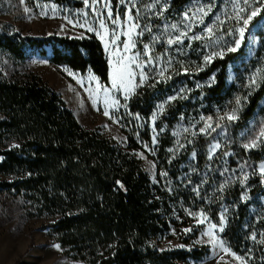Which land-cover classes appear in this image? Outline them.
Returning <instances> with one entry per match:
<instances>
[{
    "label": "trees",
    "instance_id": "obj_1",
    "mask_svg": "<svg viewBox=\"0 0 264 264\" xmlns=\"http://www.w3.org/2000/svg\"><path fill=\"white\" fill-rule=\"evenodd\" d=\"M40 1L84 8L80 0ZM189 1L173 0L172 5L177 9ZM263 17L264 13L254 21ZM246 44L247 40L239 51L196 74L198 79H205L216 72L217 77V85L198 91L200 103H194L193 95H189L166 106L157 124L161 131L157 150L160 169L168 178L158 184L130 151L141 148L134 135L128 137V149L98 128L84 127L62 94L37 74L0 75V194L19 199L29 217L50 219L48 235L60 244L63 256L85 264H187L204 260L209 248L195 245L202 227L185 209L202 210L215 223L227 209L223 238L228 246L248 264H264V244L250 238L255 232L259 239L264 232V214L257 220L252 213L253 208H262L264 180L257 175L245 186L233 180L222 193L217 192L235 167H225L229 172L222 176L225 168L221 155L208 160L210 136L191 137L178 147L174 133L178 122L202 114L216 118V107L224 108L228 96L240 93L237 85L227 89V69L245 53ZM27 48L33 55L48 57L54 65L82 74L92 72L110 83L105 48L94 34L81 39L56 33L0 34V51L12 58L25 60ZM153 83L140 87L130 101L131 112L145 122L141 135L149 144L150 117L177 84L166 81L150 87ZM250 91L241 119L228 128L236 155L249 164L264 161V145L246 151L238 146L236 131L259 106L264 83L259 89H247L243 96ZM14 144L19 147H11ZM193 151L194 162L190 159ZM197 185L199 196L192 191ZM245 193L247 199L243 198ZM187 228L192 231L185 233ZM172 240L180 245H172Z\"/></svg>",
    "mask_w": 264,
    "mask_h": 264
},
{
    "label": "rangeland",
    "instance_id": "obj_2",
    "mask_svg": "<svg viewBox=\"0 0 264 264\" xmlns=\"http://www.w3.org/2000/svg\"><path fill=\"white\" fill-rule=\"evenodd\" d=\"M83 2V0H80ZM173 0H168V10L164 12L162 17H152L148 21L153 25V34H159L163 31V27L166 24L178 23L181 19L182 13L191 5L192 0L189 1L186 5L181 8H174L172 5ZM38 2L41 5H48L49 10L47 15H40L41 8H37V0H25L24 4H20L19 0H0V34L3 32L9 33H20L22 36L26 35H36V36H47L53 33H56L61 36H69L73 38H85L91 34L95 35V32H88L87 27L81 28L79 26L74 27L73 24H69L68 19H71L73 23L91 25L95 29H99V14L93 12L91 8H73L58 5L51 1H40ZM150 0H136L137 7L140 9L142 15L144 14L143 5L149 3ZM225 0H216L217 10H214L213 15L209 16L206 19V23H210L214 19L216 11H222ZM56 6L57 12L53 13L50 9L51 6ZM111 6L113 10V15L115 16L116 12L119 11L123 18V12L125 7L119 5V0H111ZM24 7L31 9L30 12H24ZM101 11H106L103 9V0L97 5ZM135 9L133 14L135 15ZM84 13H87L85 16ZM257 19V18H256ZM141 23H145L142 19ZM109 26L112 25L109 23ZM231 24L226 25L225 27H230ZM201 28H195L194 32L199 34ZM191 35V33H190ZM219 35V33H218ZM252 37H255L256 42L252 43ZM123 40L124 37L122 36ZM145 43H148L150 40L149 34H145L141 38ZM231 37L225 36V42L231 41ZM246 49L245 53L231 61L227 69V89L232 85H237L240 87V93H234L228 96L224 108L217 106L215 111V117H213L215 122L224 124V121H218L217 117L223 115L225 111H230L234 106V100L236 96L243 97L244 93L247 91L246 85L248 83L249 77L258 69L264 68V17L258 21L253 22L250 25V32L246 33ZM102 42V41H101ZM189 41L185 40L184 52L187 55L179 54L175 51L177 46H173L172 49L168 50V55L173 57V64L169 69L168 74L171 75V79L167 80L168 82L177 83L176 87L169 94L165 95L164 100L171 95H174L177 90L180 88H186L190 91L187 93V96L193 95V102L200 103L201 100L197 99L198 91L203 88H211L217 85L216 72L211 74L208 78L198 79L196 74L205 72L211 68V65L219 60L215 59L210 65L204 67L203 71H197L196 65H202V55L205 54L209 49L206 47L208 41H191V48H188ZM103 44V43H102ZM104 46V44H103ZM143 45L138 44L136 50H142ZM168 48L166 44L157 43L155 45V53L162 54L165 53V50ZM106 52V51H105ZM28 57L25 60H16L12 58L8 53L0 51V75L12 77L13 75H19L24 73H34L42 77L46 82H48L53 88H55L66 100L68 105L72 108L74 114L80 123L89 129L98 128L99 131L108 136L109 138L115 140L124 148L129 147V135H134L136 141L139 143L141 148L139 149H130L133 155H135L142 163L144 169L149 173L152 181L156 184L163 180L167 181V176H162L161 173H164V169H160L159 160H158V146H159V137L161 131L157 128V124L161 119V116L152 121V116L149 120V127L151 130V135L156 136L157 143L155 145L149 144L146 142L141 135L145 127V122L139 116V119H136L137 115H134L130 110V101L131 98L127 101V108L121 107L118 111L115 112L113 119L119 121V123H113V119L103 114L104 104L102 103L103 93H100L99 97L94 95V90L97 86L96 81H90L89 75H94L97 77L99 84L104 87H111V82L109 84L104 83L101 79L93 74L88 72L82 74L76 72L66 66H57L54 65L48 57H42L38 55H33L30 48H27ZM228 53L227 55H229ZM107 59L109 62V54L106 52ZM225 55V57L227 56ZM224 57V58H225ZM178 61H183L184 65L189 68V71L185 73L180 66ZM68 69L75 75H69ZM111 73V67H110ZM215 76V81L209 86L210 79ZM151 79L148 80L145 84H148ZM201 84L202 87H197V84ZM260 88V87H259ZM256 88V89H259ZM139 88L136 89V91ZM227 92V91H225ZM117 97L120 99L121 104H124L120 94H117ZM97 99V103L93 104V99ZM163 100V101H164ZM162 101V102H163ZM161 103V102H159ZM158 103V104H159ZM203 104V103H201ZM156 110V109H155ZM154 110V111H155ZM113 110L110 109V114ZM243 110L239 113V120L243 114ZM130 113V114H129ZM207 117L209 115L202 114ZM199 120L198 118H191L186 121L178 122L177 127L174 129L175 136L177 137V145L181 147L184 143L193 137L191 135V125L196 123ZM236 121L233 125H236ZM107 126V127H106ZM200 124H196V129L200 127ZM264 126V96L259 102V106L254 112L253 116L238 130L236 131V139L239 147H242V143L247 142L244 137L241 136V133L248 135H253L258 132L259 128ZM184 127H189L190 131L188 133L183 132ZM155 130V131H154ZM225 139L221 134V129L217 128L216 132L211 133V135L201 136H210L211 141L208 147V154L210 146L215 143L217 140L221 142V149L217 150L215 156L211 161L216 157L221 155V161L223 163V168L233 165L235 169H238L240 163L244 162L237 155L233 149V140L229 135ZM198 136V135H197ZM147 144L149 148H155V155H152L144 148V145ZM243 148V147H242ZM129 149V148H128ZM258 149V148H257ZM256 150V149H254ZM227 152L229 155L225 156L224 153ZM144 153L146 159L139 158L136 154ZM191 161L196 160V156L193 159L191 155ZM1 160V158H0ZM149 162H155L154 175L153 170L150 168ZM264 163V161L258 163H250L247 171L251 173L252 169L255 167L258 169L259 164ZM239 175L237 171L236 175L233 176L232 172L227 174V178L232 176L233 180L236 181V176ZM258 175V174H257ZM255 175V176H257ZM224 176V175H223ZM254 177V176H250ZM200 212V211H198ZM205 213V212H204ZM253 215L255 219L259 220L264 214V197L262 198V208H253ZM206 214V213H205ZM207 215V214H206ZM208 221L204 224H195L202 227V231L199 236L195 239V242L201 239L202 232L207 230L208 223H215L209 215H207ZM51 222L50 219L46 217H29L25 212L23 203L18 200H13L8 194H0V264H85L83 262L74 261L63 256V250L59 243L55 242L48 235L49 225ZM225 229V228H224ZM224 232V231H223ZM223 232H217L218 237L223 240L225 247H227L231 253H235L237 256L243 257L240 254L236 253L232 248L228 246L226 241L223 238ZM207 239L206 237L204 238ZM172 245L179 246L177 240L170 241ZM59 245V249L55 247ZM195 245L206 246L209 248L210 254L202 261H190L187 264H241V261L235 260L231 255L225 254L221 249L213 248L207 243H200ZM223 256V260L220 257ZM245 258V257H243ZM246 259V258H245ZM248 264V261H247Z\"/></svg>",
    "mask_w": 264,
    "mask_h": 264
},
{
    "label": "snow or ice",
    "instance_id": "obj_3",
    "mask_svg": "<svg viewBox=\"0 0 264 264\" xmlns=\"http://www.w3.org/2000/svg\"><path fill=\"white\" fill-rule=\"evenodd\" d=\"M20 4H24L25 0H19ZM85 8H91L93 12L99 14V29L93 28L91 25L73 23L71 19L65 17L69 24H73L74 27L79 26L81 28L87 27L88 32H95L97 38H99L104 44L105 51L109 54V65L111 67L110 82L111 87H104L99 84L97 77L89 75L90 81H96L97 86L94 90L96 97L103 93L102 103L104 104L103 114L109 119H113L116 111L121 107L127 108V101L132 95L136 94V89L145 85L148 80H154L155 83L166 82L171 79V75L168 74L169 69L173 64V57L168 55V50L172 49L173 46H177L175 51L179 54L187 55L183 48L185 40H188V48H191V41L206 40L208 44L206 47L209 49L205 54L202 55V65H196L197 71H203L204 67L210 65L215 59H223L228 53H235L239 51L246 41V33L250 32V25L256 20L257 17H262L264 13V0H225L223 10L216 11L214 19L210 23H206V19L213 15L214 10H217L216 0H192L191 5L182 13L181 19L178 23L166 24L163 27V31L159 34H153V25L148 21L152 17H162L164 12L168 10V0H150L149 3L143 5L144 14L142 15L140 9L137 7L136 0H119V5L125 7L123 12V18L119 11L113 15L111 6V0H103V9L101 11L97 5L101 3V0H83ZM37 8H41L40 15H47L49 6L41 5L38 0L36 4ZM135 15L133 14V10ZM24 12H30L31 9L24 7ZM53 13L57 12L56 6H51L50 9ZM86 16L87 13H84ZM145 23H141V20ZM109 23L112 27L109 26ZM231 24L230 27H225ZM195 28H201V32L196 34ZM149 34L150 40L145 43L141 38L145 34ZM191 33V35H190ZM219 33V35H218ZM124 37L122 40L121 37ZM225 36L231 37V41L225 42ZM252 43L256 42L255 37H252ZM157 43H163L168 46L165 53L156 54L155 45ZM142 44V50H136L137 45ZM181 69L187 73L189 68L184 65L183 61H178ZM68 71L69 75L74 76L75 74ZM215 81V76L210 79L209 86ZM155 83L149 85L154 87ZM264 83V68H258L248 80L246 85L250 90L259 88ZM197 87H202L201 84H197ZM189 89L180 88L174 95L168 96L163 102L156 105V110L152 114V121L158 118L165 112L166 106L170 105L176 100L187 99V93ZM117 94L122 96L125 101L121 104ZM251 95V91L248 95L243 97L236 96L234 100V106L230 111H225L223 115L217 117L218 121H224V124L215 122L212 116L199 117L196 123L191 125V135L196 137L197 135H211L216 132L217 128L221 129V134L225 139L228 138V128L236 121L239 120V113L243 110L248 102V97ZM97 103V99H93V104ZM110 109L113 110L110 114ZM130 114V113H129ZM136 119H139L137 115ZM183 119V117H181ZM113 123H119L118 120L113 119ZM196 124L201 126L196 129ZM107 127V126H106ZM155 131V130H154ZM189 127H184L183 132L188 133ZM241 136L247 141L242 143L243 149L251 151L264 145V126H261L257 133L248 135L241 133ZM157 143L156 136L153 135L152 144ZM189 143H192L190 140ZM11 147L17 148L19 145H12ZM183 147V145H181ZM222 145L219 140L213 143L209 149L208 160L211 161L215 156L217 150L221 149ZM144 148L152 155H155V148H149L147 144ZM170 152L173 149H169ZM141 159H146L144 153L136 154ZM225 156L229 153L225 152ZM196 153L193 151L192 157L195 158ZM151 170L155 169V162H149ZM249 162L244 161L239 164L238 169H232L233 176L236 175L237 171L239 175L236 176V181L241 185L245 186L250 176L259 175L264 180V163L259 164L258 169L253 168L251 173L247 171ZM195 171V169H192ZM229 169L225 168L220 174L223 176L228 173ZM162 176H167V173H161ZM233 182L232 176H229L223 183L216 189L217 192H223L225 188ZM189 183L191 180L189 179ZM119 188L123 189L124 185L119 181L117 182ZM192 191L197 196L200 195V186H194ZM244 199H247L245 193ZM186 214L192 217L196 224H204L208 221L207 215L201 210L200 212H192L189 209L184 210ZM227 209L220 215L219 224L208 223L207 230L202 232L201 239L195 243H207L214 249L219 248L225 254L231 255L235 260L241 261V264H247V260L243 257L237 256L235 253H231L230 250L225 247L223 240H221L217 232H223L227 224L226 217ZM185 233L192 231L191 228L183 230ZM207 238L206 240L204 238ZM254 242L264 244V232L260 233L259 239L257 234L253 232L250 237ZM59 249V245H55ZM183 247V246H180ZM223 260V256L220 257ZM227 264V262H226Z\"/></svg>",
    "mask_w": 264,
    "mask_h": 264
}]
</instances>
